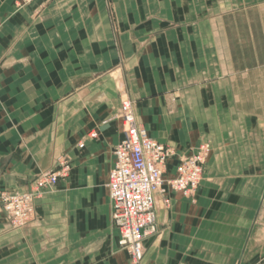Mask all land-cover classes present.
<instances>
[{
    "label": "crops",
    "instance_id": "1",
    "mask_svg": "<svg viewBox=\"0 0 264 264\" xmlns=\"http://www.w3.org/2000/svg\"><path fill=\"white\" fill-rule=\"evenodd\" d=\"M19 2L0 0V191L69 170L24 228L0 204V264H131L106 186L125 98L174 152L164 179L210 147L194 198L156 193L138 264H264V0Z\"/></svg>",
    "mask_w": 264,
    "mask_h": 264
},
{
    "label": "built area",
    "instance_id": "2",
    "mask_svg": "<svg viewBox=\"0 0 264 264\" xmlns=\"http://www.w3.org/2000/svg\"><path fill=\"white\" fill-rule=\"evenodd\" d=\"M34 1L20 0L19 4L27 6ZM116 118L122 123V139L113 150L114 162L106 185L112 203L111 222L118 233V247L127 253L131 264H138L144 255V240L157 233L156 193L163 191L164 169L175 155L137 123L130 99L121 101ZM89 137L96 138L97 133ZM209 153V145L202 144L191 155L181 157L175 177L167 180L168 187L185 199L194 198ZM68 170L63 162L55 171L41 174L24 193L0 191V204L13 228H24L34 218L35 200L52 190Z\"/></svg>",
    "mask_w": 264,
    "mask_h": 264
},
{
    "label": "rangeland",
    "instance_id": "3",
    "mask_svg": "<svg viewBox=\"0 0 264 264\" xmlns=\"http://www.w3.org/2000/svg\"><path fill=\"white\" fill-rule=\"evenodd\" d=\"M125 99H126V98H125ZM206 162H207V161H206ZM67 174H68V173H67ZM168 180H169V179H168ZM164 181H165V185L168 186V185H167V180L164 179ZM195 195H196V194H195ZM34 217H35V215H34ZM33 219H34V218H33ZM33 219H32V220H33ZM32 220H31V221H32Z\"/></svg>",
    "mask_w": 264,
    "mask_h": 264
}]
</instances>
